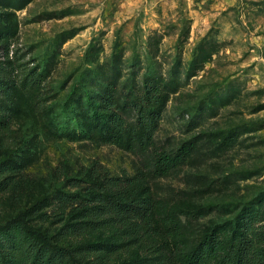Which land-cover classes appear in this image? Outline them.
<instances>
[{"label":"rangeland","instance_id":"rangeland-1","mask_svg":"<svg viewBox=\"0 0 264 264\" xmlns=\"http://www.w3.org/2000/svg\"><path fill=\"white\" fill-rule=\"evenodd\" d=\"M1 36L17 98L2 99L15 146L0 147V164L17 183L0 197V225L21 221L50 252L105 244L111 231L61 236L63 198L122 177L176 215L186 252L210 233L227 250L243 219L264 227V0H0ZM107 97L129 147L86 134ZM142 108L160 114L155 145L172 157L189 148L165 174L139 145Z\"/></svg>","mask_w":264,"mask_h":264},{"label":"trees","instance_id":"trees-1","mask_svg":"<svg viewBox=\"0 0 264 264\" xmlns=\"http://www.w3.org/2000/svg\"><path fill=\"white\" fill-rule=\"evenodd\" d=\"M4 38L0 37L1 43ZM16 72L12 64H0V106H3L0 111L5 115L9 109L2 102L4 95L9 104L17 98ZM26 72L22 70L23 74ZM147 97L158 100V90L151 87ZM103 102L107 114L93 124L84 123L87 136L98 134L105 142L131 146L134 138L121 115L112 110L114 102L109 97ZM159 120L158 111L140 110L139 145L142 149L151 146L156 171L165 174L181 158H186L189 148H181L179 155L172 157L155 145ZM13 146L12 124L0 118V147ZM14 171L12 164H0V197L16 185ZM63 205L72 209L68 222L60 231L62 237L111 231V241L74 248L59 247L50 252L35 240L36 234L42 236L40 232L16 220L0 225V264H111L115 260L117 264H264V227L254 225L250 219L240 222L242 233L227 250L217 235L210 233L186 252L180 245L182 232L176 215L160 201L147 196L145 188L133 178L105 177L88 193L65 196ZM161 212L165 214L160 217ZM137 250L142 251V255L133 256ZM92 254L97 255L96 259H89Z\"/></svg>","mask_w":264,"mask_h":264}]
</instances>
